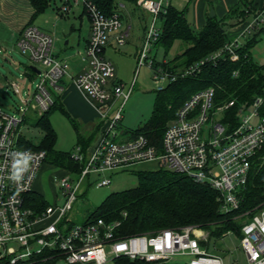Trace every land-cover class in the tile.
<instances>
[{
  "label": "built area",
  "instance_id": "1",
  "mask_svg": "<svg viewBox=\"0 0 264 264\" xmlns=\"http://www.w3.org/2000/svg\"><path fill=\"white\" fill-rule=\"evenodd\" d=\"M63 2L64 11L70 4L80 2L89 21V35L80 52L87 65L72 80L96 102L100 121L97 133L84 150L76 144L69 152L74 161L81 162L78 170L52 178L62 197L61 204L53 202L37 207L30 196L45 151L20 145L19 127L28 116L40 114L53 102L51 89L60 87L58 81L66 73L68 61L51 52L49 32L25 23L20 29L17 47L38 66L31 90L23 91L20 80L7 81L14 93H24L20 95L22 107L17 108L18 114L0 108V261L30 264L38 255L50 253L46 255L65 264H105L117 257L140 260L144 264H223L221 257L199 248V238L193 233L192 225L119 237L117 220L95 218L73 223L65 214L76 199L81 182L89 181L90 173L96 175L95 186H104L109 182L106 173L110 171L158 167L206 182L216 192L222 212L237 209L251 159L264 143V113L257 111L261 98L253 100L251 113L239 115L238 122L226 129L218 116L230 101L213 107V87L208 85L193 91L174 110L158 139L160 146L158 141L152 143L140 133L119 138L121 111L133 80L126 84L114 79L113 65L102 51L110 37L122 43L126 30L114 9L104 13L92 0ZM135 3L151 15L137 50L136 67L145 64L152 68L156 89L176 76L198 70L204 59L213 60L223 50L230 59L237 57L232 47L234 38L224 44L223 50H214L181 68L169 70L153 65L148 51L158 35L156 17L166 0H135ZM263 21L261 11L254 15L252 22L262 24ZM237 236L244 264H264V207L244 218ZM206 238L208 235L203 242Z\"/></svg>",
  "mask_w": 264,
  "mask_h": 264
},
{
  "label": "trees",
  "instance_id": "2",
  "mask_svg": "<svg viewBox=\"0 0 264 264\" xmlns=\"http://www.w3.org/2000/svg\"><path fill=\"white\" fill-rule=\"evenodd\" d=\"M92 1L104 13H110L115 2V0ZM29 2L35 12L43 10L48 4V0H29ZM162 7L163 9L157 14L158 35L153 43L165 48L173 39L186 42L182 50L173 57L161 62L153 61V65H160L169 70L175 67L181 68L199 58H204L214 50L222 49L225 43L234 39L226 35V26L240 21L250 10L249 6L238 7L230 10L229 15L223 18L207 15L203 25L193 30L185 19L182 9H177L168 3L162 4ZM233 15V20L226 21V18L230 19ZM252 23L253 27H257L258 24ZM258 30L264 31V23L254 32ZM254 34L247 32L242 43L235 38V45L232 46L237 54L235 59H230L227 52L222 49V53L213 60L204 59L199 64L198 70L176 76L166 82L162 88L156 89L148 117L136 128L129 129L130 137L140 133L150 142L156 143L167 121L173 116L174 110L193 91L208 85L213 87V107L230 101L218 116L219 121L226 124V129L238 122L240 109L251 105L256 97L261 98L257 111L264 113V61L258 63L252 60L248 52V47L255 40ZM52 96L53 102L48 108L34 117L26 118L40 129V140L34 143L20 136L19 144L29 148H41L45 151L44 161H50L76 172L81 162L74 161L69 155L70 151H61L53 147L55 133L48 120V112L55 107L68 114L56 103L54 94ZM70 119L75 127L74 120ZM86 142V138L77 134L76 144H79L82 150L86 147ZM262 153H264V143L253 157ZM253 157L244 186L239 192L238 207L235 210L222 212L216 192L204 181L193 180L180 172L161 167L144 168L134 170L136 177L134 186L108 193L82 222L95 218H102L104 221L117 220L119 223L116 233L119 237L149 234L158 229L179 228L185 225L206 229L208 236H223L228 231L238 235L240 223L234 220L235 216L246 212L248 217L252 212L264 207V159L258 157L253 160ZM30 201L37 207L47 205L41 195L35 191L31 193ZM46 254L50 253L38 255L30 264H58L55 257ZM0 264L7 262L1 260ZM110 264H144V262L117 257Z\"/></svg>",
  "mask_w": 264,
  "mask_h": 264
},
{
  "label": "rangeland",
  "instance_id": "3",
  "mask_svg": "<svg viewBox=\"0 0 264 264\" xmlns=\"http://www.w3.org/2000/svg\"><path fill=\"white\" fill-rule=\"evenodd\" d=\"M123 5L122 23L130 25L128 36L123 44H113L112 48L106 52L108 59L112 62L115 70V75L121 79L122 82L128 84L133 80L132 88L128 94L123 109L121 111L120 123L125 128L133 129L140 125L145 120L152 107V102L156 94V85L152 80V68L148 65L142 64L136 67V56L134 54V47L140 48L142 43V25L143 18L146 17V23L150 21L149 14L142 13L140 9L134 5L131 0H120ZM61 3V4H60ZM63 0H50V4L45 7L44 11L36 15L33 23L42 27H47L49 31H53L56 37H61V42L64 39L62 33L66 34L68 39L74 45L77 38V23L72 12L64 11L62 18L54 19L56 9L59 5L62 6ZM76 16V15H75ZM86 17H82V22ZM53 22V23H52ZM71 23L74 29L71 30ZM82 24V23H81ZM71 30V31H70ZM83 30V24L81 31ZM141 37V38H140ZM255 42L249 48L252 60L261 63L264 61V31L257 34ZM186 42L180 39H173L167 47L157 44L151 47L149 58L156 62H161L163 59H169L178 53ZM106 57V58H107ZM38 65V63L33 62ZM31 65L29 57L21 52L16 45L10 46L8 50L4 51L0 48V108L8 113L18 114V107H22L20 95L14 93L8 86V80H22L23 91L27 88L31 90L34 86L36 78H27L24 69ZM253 111V106L248 105L242 107L239 114H249ZM48 120L54 130L55 139L53 147L61 151H71L76 144V133L71 122L70 115H66L58 108H52L48 112ZM34 117V116H30ZM76 123V122H75ZM20 136L37 143L41 137L40 129L34 125L29 119L21 122ZM259 157V158H258ZM254 158V157H253ZM255 158L264 159V153L256 155ZM255 158L253 160H255ZM59 166V165H58ZM61 171L52 165L41 164L35 180L34 188L41 194V197L47 204H61L62 197L56 187L55 181L52 179L58 176ZM109 182L104 186L94 185L93 173L89 174L90 179L86 183L81 182V185L76 193V199L73 201L70 209L66 212L65 218L73 223H81L86 215L97 206L102 199L112 191H119L130 188L135 185L136 177L134 170L117 169L106 173ZM56 194V195H55ZM234 218V217H233ZM246 218V212L235 216L234 220L241 223ZM193 233L199 238V248L204 249L210 255L221 257L223 264H244V258L238 246V236L233 231H228L223 236H208L203 242L204 236L208 235V231L203 228H198L193 225ZM47 259V257H44ZM180 261L183 258H176ZM58 264H65L59 262ZM105 264H110L107 262Z\"/></svg>",
  "mask_w": 264,
  "mask_h": 264
},
{
  "label": "crops",
  "instance_id": "4",
  "mask_svg": "<svg viewBox=\"0 0 264 264\" xmlns=\"http://www.w3.org/2000/svg\"><path fill=\"white\" fill-rule=\"evenodd\" d=\"M132 2L134 3V5H136L140 9L142 13L149 14V16L151 17L150 13L147 10L140 8L135 3V0ZM166 3L172 5L173 7L177 9H182L185 19L187 20V22L189 23V26L193 30H197L203 25L206 19V16L209 15L208 14L209 7L212 8L213 15L215 16V18H223L229 15L230 10H234L235 8H238V7H244V6L248 7L249 6L250 10L243 16V18L240 21H236L226 26L225 33L227 36L231 38H236V40L239 43H242L245 37L244 35L247 32L250 34L255 33L254 34L255 40L257 38L256 37L257 34L261 32V30H258V32H254L255 30L258 29V26L261 24H258L257 27H253L252 21H253L254 15L260 14L261 11L264 12V0H166ZM49 4H50V0H48L47 6ZM44 9L41 11L35 12L29 0H0V48L6 51V49L8 50L10 46L11 47L14 45L17 46V39L20 34V29L25 23H30L32 25H35L39 29L50 33L52 37L51 52L54 55L61 57V58H65L68 61V67L66 68V73L63 76H61V78L58 81V85L60 87L51 89L52 94H54V97L56 98V103L61 105L63 109L65 110V112L72 117L74 122H76L75 127H74L76 136L78 134L86 138V141H87L86 145H88L93 139V137L95 136V134L97 133V129H98L99 121H100L96 114V110H95L96 102L93 99L87 97L80 89H78L75 86L72 78L75 74L80 72L87 65L86 60L81 59L80 52H82L84 43L89 35V21H88L86 12L83 10L80 2H77L76 4H70L66 11L61 9V5L57 7L56 15L54 19H57L59 17L60 18L64 17V15L68 13L67 11H69V12H72L74 19L78 21L77 23L78 26L76 27L77 28V38L74 42V45H72L70 44V42L72 41L68 39L66 34L62 33V37L64 39L61 42V39H60L61 37L59 38L56 37L54 35L55 33L52 34L53 31H49L47 30L48 29L47 27H42V25L39 26L32 22L34 17L38 15L39 13L43 12ZM113 9L119 13V16L121 18V26L126 30V34L124 36V40L122 43L115 42L112 37L108 39L102 51V54L104 57H107L106 52L109 51L108 47L112 48L113 44L119 45V44H123L126 41V37L128 36L129 29H130L129 24L122 23V16H123V9H124L123 3L120 0H115ZM62 11L65 12L64 15ZM83 16L86 18L82 22ZM233 19H234V15L231 16L230 19L229 17L226 18V21L233 20ZM158 22H159L158 18L156 17L157 27L159 26ZM81 23L83 24L84 32L83 30L81 31V28H82ZM146 26H147V23H146V17H145L143 18V25H142V30H141L142 38H143ZM74 28L75 27L73 23H71L70 29L73 30ZM255 40L252 42V44L255 42ZM156 45L157 44L153 43L151 47L152 46L155 47ZM251 45L248 47V52H249L250 57H251V54H250L249 48L251 47ZM151 47L149 49V52L151 50ZM134 48H135L134 54L136 56L138 48L137 46ZM263 59H264V55H263ZM163 60H166V59H163ZM33 62L34 61H31V64L35 66V69H32L29 66H27L24 69V73L28 79L31 77L36 78V73H37L36 68L38 65L33 64ZM113 70H114V66H113ZM114 79H118L121 81V79L115 75V70H114ZM20 81L22 83V80ZM118 126L120 130L118 137L119 138H129L130 137L129 129L125 128V126H123L120 123V120H119ZM42 163L43 165L49 164V165L57 167L61 171L59 175L65 174L67 171H69L68 168L57 166L47 160L43 161ZM33 191L37 192L34 188V181H33Z\"/></svg>",
  "mask_w": 264,
  "mask_h": 264
},
{
  "label": "water",
  "instance_id": "5",
  "mask_svg": "<svg viewBox=\"0 0 264 264\" xmlns=\"http://www.w3.org/2000/svg\"><path fill=\"white\" fill-rule=\"evenodd\" d=\"M208 14L209 15H213V11H212V8L211 7L208 8ZM29 67H31L32 69H35V66L32 65V64L29 65ZM36 70H37V68H36ZM160 144H161V142H160V140H158L157 145L160 146Z\"/></svg>",
  "mask_w": 264,
  "mask_h": 264
}]
</instances>
